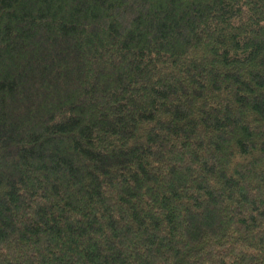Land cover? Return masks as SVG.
<instances>
[{"label":"trees","instance_id":"16d2710c","mask_svg":"<svg viewBox=\"0 0 264 264\" xmlns=\"http://www.w3.org/2000/svg\"><path fill=\"white\" fill-rule=\"evenodd\" d=\"M0 264H264V0H0Z\"/></svg>","mask_w":264,"mask_h":264}]
</instances>
